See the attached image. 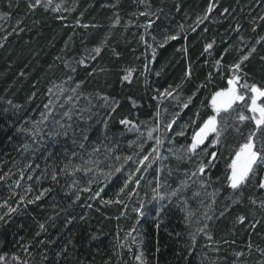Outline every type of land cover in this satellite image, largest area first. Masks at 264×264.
I'll return each instance as SVG.
<instances>
[{
  "label": "trees",
  "instance_id": "1",
  "mask_svg": "<svg viewBox=\"0 0 264 264\" xmlns=\"http://www.w3.org/2000/svg\"><path fill=\"white\" fill-rule=\"evenodd\" d=\"M98 1L102 6L106 3ZM213 2L217 6L203 23L197 24L209 0H143V3L141 0H119L116 7L119 15L127 17L152 12L153 16H149L152 26L136 34L134 40L117 30L106 40L95 60L88 58L96 54L88 53L86 48L100 46L106 37L101 31L86 33L83 28H77L67 43L76 70L71 82L74 89L92 103L88 105L89 111L80 113V119L62 122L64 128L50 120L45 123L38 120L37 113L41 110L37 107L44 103L47 93L44 91L52 75L42 70L48 59L41 57L36 63L29 62L30 77L21 82L11 78L15 71L11 73V70L16 69L17 64H9L5 58L0 60V205H4L0 207V216L4 217L0 220V255L18 256L21 264L25 261L27 264H133L135 255L140 252L146 264H264V208L258 206L253 215L249 211L262 200L263 190L258 184L264 165L259 166L254 177L241 187L239 201L213 225L212 251L199 249L198 244L192 245L188 238L185 239L191 219L185 217L181 206L166 204L155 212L153 219H138L135 208L125 205L130 188L116 195L123 187V177L121 171L115 170L124 163L123 157L128 155L125 150L131 152L124 150L120 134L156 112L155 98L165 100L164 104L170 100L160 93L177 90L182 97H191L180 116L186 118L189 125L196 120L194 127H199L212 113L211 94L226 86L230 75L228 66L239 61L253 46L256 52L244 62L240 75L248 83L264 86V61L261 60L264 42L256 43L264 37V0ZM224 9H228L227 13ZM61 31L57 29L56 33ZM49 33L48 29L44 31L46 37ZM165 35H176L177 39L161 48L158 45ZM145 42L156 49L155 57ZM18 43L16 41L15 45ZM209 43L213 47L205 52V45ZM62 44L59 39L56 47ZM7 58L14 62L12 56ZM81 59L84 64L79 63ZM134 59L147 63L142 73L138 74L134 68ZM217 60L221 61L220 66L216 65ZM130 68L134 71L130 80L125 81L122 77ZM188 71L190 76H185ZM33 77L38 80L37 86L43 88L42 92L32 90ZM11 80L14 86L6 88ZM105 96L109 98L107 106ZM133 99L138 105L133 104ZM112 101L118 102L114 111ZM239 111L241 107L237 106L231 116ZM122 119L131 123L122 125ZM228 122L232 124L233 120L229 117ZM252 128L247 122L240 125L241 134L228 128L222 134L220 145L212 146L211 152L218 153L215 164L197 175L208 188L217 192L219 204V199L229 191L223 178L225 164L233 154L232 149L243 142ZM53 132L60 135H52ZM212 138L197 152L208 147ZM211 152L204 164L211 158ZM88 160L101 162L96 174L95 170L73 171L76 166L89 169L97 166L86 164ZM54 172L56 181L52 180ZM110 172L114 175L106 179L105 174ZM99 176L98 184L90 185L89 182ZM44 189L51 191L40 200L27 203ZM98 191L100 196L93 199ZM21 196L25 197L23 201ZM108 200L112 203L101 202ZM118 200L122 203H117ZM9 207L16 211L8 213ZM240 216L245 217L243 222H239ZM41 223L46 230H40ZM139 224L141 246L138 247L132 239Z\"/></svg>",
  "mask_w": 264,
  "mask_h": 264
},
{
  "label": "rangeland",
  "instance_id": "2",
  "mask_svg": "<svg viewBox=\"0 0 264 264\" xmlns=\"http://www.w3.org/2000/svg\"><path fill=\"white\" fill-rule=\"evenodd\" d=\"M105 1L106 3L102 6L98 0H85L84 2L83 0H64V5L58 13L45 10L43 7L31 10L28 6L30 0H2L0 2V60L5 58L9 64H17V68L11 70V73L15 70L11 78H15V82L16 80H20L19 82L25 80L30 77L32 69L29 62L36 63L37 59H41V57L48 59L42 70L45 73L51 72L52 75L49 76L48 82L50 84L46 86L47 88L44 91L47 92L44 95V103L37 107L41 110L39 114L37 113L39 122L45 123L50 120L57 125V122L61 124L70 121L64 116L65 112H70L71 120L74 121L81 118L82 112L89 111L88 105L92 102L77 91H72L75 85L71 81L74 79L73 71L76 72V70L73 68L72 53L71 49H67V43L71 41L70 39L77 28H83L86 33L93 32V30L101 31L106 40L113 37V34L118 30V32L124 33L123 35L126 38L129 39L130 37L131 40H134L136 34L142 33L144 29L142 25H145L151 18L150 15L137 13L130 14L127 17L119 15L116 9L119 0ZM60 2L61 0H54L53 6ZM64 8H70L72 11H65ZM108 10L111 11L110 15H107ZM117 15L120 18V23L114 26L113 21ZM57 16H62L64 19H57ZM151 16H153V13ZM77 20H79V23H77ZM85 24L89 27H82ZM47 29L50 33L46 37L44 31ZM57 29L62 31L56 33ZM59 39L63 41V44L57 48L56 45ZM16 41L19 42L18 45H15ZM38 42L43 49H41ZM97 46L92 45L86 50L88 53H93L91 50ZM53 48L57 49L50 53L51 56L50 54L46 55ZM179 50H181V47H179ZM144 53L143 50L142 54ZM8 56H12L14 62L13 59L9 60ZM16 59H20V61ZM133 62L138 74L145 70L147 64L145 61L141 62V60L134 59ZM7 69L5 72H7ZM33 82L32 90L42 92L43 88L36 84L38 80H32L31 84ZM7 83L6 88H11L15 84L14 80ZM69 97H71V100L68 99ZM168 98L170 100L166 104H164L165 100L155 98L156 112L152 113L149 118H142L140 124L131 127L130 131L120 134V139L125 144L124 150L126 148L131 151L128 153L125 150L124 153L133 157L131 161H123L124 163H121L119 167L122 172L123 186L128 175L134 173L132 180L128 183L131 194L125 205L129 206L131 204L133 208L141 209L143 215L139 214L138 219L144 217V220L153 219L155 212H158L166 204L173 203L181 206L185 212V217L191 219V227L187 230L185 239L188 238L192 245L198 244L199 249L204 250L203 248H207L212 251V247H214L213 225L225 216L231 205L239 201L241 188L238 190L228 188V195L225 196L224 194L219 199L221 203H217V192H213V188H208L203 180L197 176L199 174L197 172L198 165L204 163L213 149L208 147L207 153L203 149L196 154L186 151L187 145L191 143L194 126L193 124L189 125V121L184 117L182 118L180 112L188 98L182 97L177 90L173 92L172 97ZM132 102L134 105H138L136 99H133ZM198 107H201V104H198ZM110 109L111 104L108 110ZM157 113H159V116L156 115ZM44 115L47 116L46 120L43 119ZM168 124H171L172 127L168 128ZM149 130H153L152 140L147 139ZM181 132H183V135H180ZM156 136H159L163 141L159 146V153L151 154V166L148 167L147 171H143L144 166H140L141 171L137 172L139 158L150 153L155 145ZM141 144H143V148L140 147ZM152 157H155V159H152ZM97 162L90 163L94 166L97 165L91 168L92 171L95 170V174L97 167H99L98 164L101 163ZM194 172L196 173L195 176H193ZM100 176L91 183L89 182L90 185H97ZM261 178H264V167ZM137 180H139V184L136 183ZM158 181L160 183L159 188H157ZM181 181H185L183 186ZM178 186L180 190L175 196H172L171 192L177 189ZM261 199L264 200V190ZM222 204H224L222 208L218 207ZM258 206H260V202L249 208L251 215L254 214ZM207 216H211L212 219H206ZM205 224L208 227L204 231H198ZM193 236H195V242L192 240ZM132 240L138 247L141 246L140 224L133 231ZM6 259L11 261L12 257H6ZM15 264L21 263L16 261ZM133 264H138V262L135 261Z\"/></svg>",
  "mask_w": 264,
  "mask_h": 264
},
{
  "label": "snow or ice",
  "instance_id": "3",
  "mask_svg": "<svg viewBox=\"0 0 264 264\" xmlns=\"http://www.w3.org/2000/svg\"><path fill=\"white\" fill-rule=\"evenodd\" d=\"M141 3H143V0H141ZM54 0H30L29 2V9L34 10L37 7H43L45 10H51L52 12H60L62 9V6L64 5V0H61L60 3H56L54 6ZM216 2H213V0H209L207 10L202 17L197 18V24L203 23L205 19L208 18V13H211L213 9L216 7ZM65 11H72L70 8H64ZM228 9H224V12L227 13ZM140 15H152L150 12H142ZM57 19H64L62 16H57ZM264 19V17H262ZM19 23V22H18ZM77 23H79V20H77ZM120 23V18L117 15L116 18L113 21V25H117ZM152 21L149 20L147 24L142 25L144 27L145 31H147L152 26ZM82 27L87 28L88 25H82ZM183 26H181L182 28ZM195 30V29H193ZM141 41H144V36L140 37ZM156 38L153 37V40ZM176 35H165L163 37V40L161 43H159V47H163L165 44H167L169 41L176 40ZM106 38L105 40H102L100 43V46L94 47L91 51L95 53L96 55H90L88 58L91 60H95L97 56L101 54L102 48L105 46ZM261 42H264V37H260L256 43L259 44ZM146 44L147 48H150L152 50V56L155 57L156 55V49L151 44ZM213 45L211 43L205 45V52H208ZM256 52L255 46H253L251 49L247 50V54H242L240 56L239 61L236 63H233L228 66V72L230 75H228L226 86L219 88L217 91H214L211 94V99L209 101V106L212 109L211 115H208L206 119L203 120L201 124H199V127L193 128V133L191 136V143L187 145L186 151L191 154H196L198 149L201 148V146L205 145V142L210 138L211 139V145L212 146H218L221 143L222 140V134L228 129L232 128L236 133L241 134L240 132V125L244 123H251L253 125V128L248 132L246 138L243 140V142L239 143L238 146L234 147L232 149L233 154L229 156L228 161L225 164V175L224 180L226 181L227 186L232 190H238L242 186H244L249 180H251L256 170L259 166L264 165V86H259L256 83H248L246 79H244L240 73L243 70V64L245 61H247L253 53ZM116 55H119L118 53H115ZM261 60L264 61V57H261ZM80 64H84V59H81L79 61ZM217 66L221 65V61L217 60L216 62ZM145 68H147V65H145ZM134 71V69H127L126 74L122 77L123 80L128 81L131 78V74ZM91 75V74H90ZM159 75V73H157ZM247 74L245 73V76ZM185 76H190V71L185 73ZM71 79V78H69ZM79 87V85H77ZM177 88H179V85H177ZM63 91V89H61ZM73 92L76 91V89H72ZM165 90L164 92L160 93L161 96H167L172 97L173 92ZM71 100V97L68 98ZM105 100L106 106L108 105L109 98L103 97ZM188 102H191V97L188 98ZM118 102L112 101V107L113 111L115 110V105ZM241 107V111L239 113L232 117L231 113L235 111L236 107ZM47 108V105L45 106ZM183 107H188V103H185ZM50 111V110H49ZM247 113V114H246ZM159 116V113L156 114ZM64 116L67 117L69 120H71V114L70 112H65ZM229 117L233 120L232 124H229L228 120ZM43 119L46 120L47 116L44 115ZM197 119H199V115L197 114ZM59 124V122H57ZM105 125H107V120L104 121ZM122 125H128L131 123L128 119H122L120 121ZM193 126L196 125V120L193 122ZM60 128H64L63 124H59ZM168 128H171L172 125L168 124ZM66 134V132H65ZM52 135H60L59 132H53ZM180 135H183V132L180 133ZM147 139L152 140L153 139V130H149L147 134ZM163 143L161 138L159 136L155 137V145L150 150V153L148 155H143L141 158H139V162L136 168V171H141L140 166L143 167V171H147L148 167L151 166V160L150 156L152 153H159V146ZM83 147V145H81ZM141 148H143V144L140 145ZM208 147L204 148L205 153L208 151ZM96 151V149H94ZM73 156L76 155V153L72 154ZM117 160L120 159V157H116ZM125 162L131 161L133 157L131 156H125L123 157ZM152 159H155V157H152ZM218 159V153L213 151L211 152V158L208 160L207 164L200 163L197 168V172L204 173L206 168H210L215 164V161ZM86 164L91 163V160L85 161ZM68 165H65V168H67ZM65 169H61L63 172ZM73 171H83L85 173L91 171V169L85 167L81 168L80 166H76ZM116 172H120V168H116ZM106 179H110L114 173H107ZM134 173H130L128 175V178L124 181V186L119 189V191L116 193L117 196L120 195V193L125 191V188L128 187V183L130 180H132ZM196 173H193V176H195ZM57 176L54 172L52 175V180L56 181ZM91 183V181H90ZM137 184H139V180L136 181ZM185 184V181H181V185L183 186ZM160 187L159 181L157 182V188ZM258 187L262 190H264V178H261L259 180ZM85 191H88V189H84ZM180 190V187L178 186L177 189L173 190L171 192L172 196H175L177 192ZM28 191L30 192L31 189L29 188ZM51 191V189H44L41 191L38 195L34 197V199H30L27 201V203L31 204L34 203L36 200H40L47 192ZM103 191V189H101ZM156 191V190H154ZM159 194V193H157ZM100 196V192H96L95 195L92 197L95 199L96 197ZM24 196L20 197V200H24ZM79 197L77 196V199ZM102 203H108L111 204L112 201H101ZM117 203H122V201H116ZM253 203H256V201H253ZM4 205H0V207H3ZM90 206V205H89ZM260 207L264 208V200L260 201ZM16 209L9 207L8 213L15 212ZM138 214L143 215V212L141 209H134ZM4 217L0 216V220H3ZM206 219L211 220V216H207ZM239 222H243L245 220L244 216H240L238 218ZM208 227L207 224L204 225L203 228L198 229V231H204ZM255 227V225H253ZM39 228L41 231L46 230L45 225L41 223L39 225ZM39 235V232L37 233ZM210 238V237H209ZM193 242H195V236L192 237ZM43 243V242H41ZM25 251H27V248H25ZM59 256V253H57ZM241 255V253H237V256ZM135 260L138 262V264H145L143 253L140 252L135 255ZM20 258L18 256L13 255L11 261L7 260L5 256L0 255V264H15L16 261H18ZM23 264H27V262H23Z\"/></svg>",
  "mask_w": 264,
  "mask_h": 264
}]
</instances>
